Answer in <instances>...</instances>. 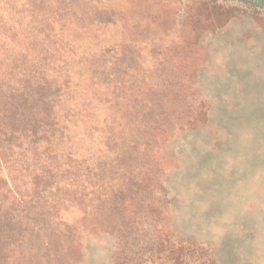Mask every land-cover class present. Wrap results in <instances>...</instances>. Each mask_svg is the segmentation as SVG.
Here are the masks:
<instances>
[{
	"label": "rangeland",
	"instance_id": "obj_1",
	"mask_svg": "<svg viewBox=\"0 0 264 264\" xmlns=\"http://www.w3.org/2000/svg\"><path fill=\"white\" fill-rule=\"evenodd\" d=\"M22 1L3 48L20 58L0 121L7 264L121 247L183 264L188 239L264 264V6Z\"/></svg>",
	"mask_w": 264,
	"mask_h": 264
},
{
	"label": "trees",
	"instance_id": "obj_2",
	"mask_svg": "<svg viewBox=\"0 0 264 264\" xmlns=\"http://www.w3.org/2000/svg\"><path fill=\"white\" fill-rule=\"evenodd\" d=\"M243 1V0H242ZM247 2H254L257 5L264 6V0H244ZM25 3L22 0H0V121L4 119H9L14 111H17L19 106V101L13 98V94L15 91V87L13 84L14 76L18 75L20 72L19 68V55L15 56L13 60L12 58L6 60L4 57V50L6 49V44L9 38V34L7 32L14 27L15 24L21 25V22H24V13L22 16H19L16 13V10L22 6L23 10L26 9L23 7ZM4 14L9 15L8 21H5ZM20 51V50H19ZM4 52V53H3ZM3 55V57L1 56ZM11 80L13 82H11ZM13 111V112H12ZM12 113V114H10ZM5 128L1 127L0 132H4ZM6 228V226H4ZM4 227L0 223V264H7V253H6V245L4 236ZM46 242L49 250H53L56 247V242H52L50 238H45L42 240ZM37 242V241H35ZM34 242V243H35ZM41 242V241H40ZM129 243V242H127ZM60 252L61 251V248ZM54 252L50 253L51 260L54 261V264H87L86 261L82 262L72 260L73 258H68L65 254H59L58 250H53ZM177 251L174 247H172L170 252ZM29 252V251H28ZM27 252V253H28ZM179 252V251H178ZM182 255L184 259L183 264H218L216 258L211 253V248H209L206 252L201 249L200 243L195 240L188 239L186 244L183 246ZM143 257V256H142ZM167 257V254H166ZM29 264H33L35 258L32 259L29 257ZM77 260V259H76ZM113 264H147L150 261V258L145 259L141 258V256H137L133 250L130 252L125 251V247H122L117 250L112 256Z\"/></svg>",
	"mask_w": 264,
	"mask_h": 264
}]
</instances>
